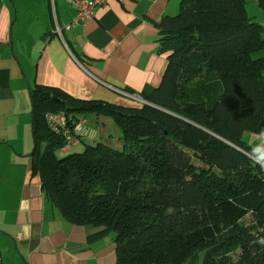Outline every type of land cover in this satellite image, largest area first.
Returning <instances> with one entry per match:
<instances>
[{"label":"trees","instance_id":"1","mask_svg":"<svg viewBox=\"0 0 264 264\" xmlns=\"http://www.w3.org/2000/svg\"><path fill=\"white\" fill-rule=\"evenodd\" d=\"M157 29L167 66L140 108L31 89L32 172L68 223L113 236L116 264H264V169L243 138L264 130L262 28L245 0H179ZM88 112L114 117L123 149L59 158L45 114Z\"/></svg>","mask_w":264,"mask_h":264},{"label":"crops","instance_id":"2","mask_svg":"<svg viewBox=\"0 0 264 264\" xmlns=\"http://www.w3.org/2000/svg\"><path fill=\"white\" fill-rule=\"evenodd\" d=\"M71 1H0V264H116L113 236L90 238L94 228L68 223L32 172L30 91L48 87L123 109L144 104L141 95L159 86L167 66L157 24L178 14L179 0H107L58 36L55 28L75 17ZM245 2L264 41V0ZM257 56L264 59V47ZM83 123L85 136L72 147L79 153L107 138ZM243 138L258 143L257 134Z\"/></svg>","mask_w":264,"mask_h":264},{"label":"built area","instance_id":"3","mask_svg":"<svg viewBox=\"0 0 264 264\" xmlns=\"http://www.w3.org/2000/svg\"><path fill=\"white\" fill-rule=\"evenodd\" d=\"M107 0H72L71 9L75 17L70 24L55 28V34L61 36L63 30H69L76 24L85 23L93 19L97 7L104 6ZM122 1V0H118ZM45 124L55 135L62 137L64 145L62 150L76 146L81 138L85 136L83 121H73L62 113H47L44 116Z\"/></svg>","mask_w":264,"mask_h":264},{"label":"rangeland","instance_id":"4","mask_svg":"<svg viewBox=\"0 0 264 264\" xmlns=\"http://www.w3.org/2000/svg\"><path fill=\"white\" fill-rule=\"evenodd\" d=\"M178 13V12H177ZM177 15V14H176ZM138 106L136 108H140L143 104L137 103ZM109 121H105V120ZM80 120L85 121V124L88 128H101L100 132H103L106 135V139L104 142V145L116 150L121 151L123 149V141L121 139V132L120 128L118 127L114 117L105 112H88L85 115H80ZM103 123H105L104 126ZM43 149V146H40V150ZM79 153L76 152L74 148H72L70 151L67 152H60L57 153V156L65 157L69 154ZM249 222V218H246V223Z\"/></svg>","mask_w":264,"mask_h":264},{"label":"clouds","instance_id":"5","mask_svg":"<svg viewBox=\"0 0 264 264\" xmlns=\"http://www.w3.org/2000/svg\"><path fill=\"white\" fill-rule=\"evenodd\" d=\"M258 143L251 147L249 157L261 169H264V130L257 133ZM264 243V241H261Z\"/></svg>","mask_w":264,"mask_h":264},{"label":"water","instance_id":"6","mask_svg":"<svg viewBox=\"0 0 264 264\" xmlns=\"http://www.w3.org/2000/svg\"><path fill=\"white\" fill-rule=\"evenodd\" d=\"M33 124V116H32V122H31V125Z\"/></svg>","mask_w":264,"mask_h":264}]
</instances>
